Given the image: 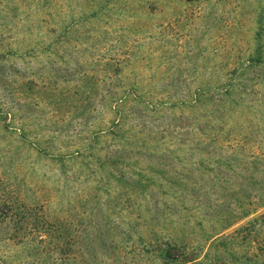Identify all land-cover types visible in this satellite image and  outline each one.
I'll return each mask as SVG.
<instances>
[{
  "label": "rangeland",
  "instance_id": "rangeland-1",
  "mask_svg": "<svg viewBox=\"0 0 264 264\" xmlns=\"http://www.w3.org/2000/svg\"><path fill=\"white\" fill-rule=\"evenodd\" d=\"M183 259L264 264V0H0V264Z\"/></svg>",
  "mask_w": 264,
  "mask_h": 264
},
{
  "label": "trees",
  "instance_id": "trees-1",
  "mask_svg": "<svg viewBox=\"0 0 264 264\" xmlns=\"http://www.w3.org/2000/svg\"><path fill=\"white\" fill-rule=\"evenodd\" d=\"M239 230H242V228H240ZM172 245V244H171ZM173 246H175V245H173ZM262 249V248H261ZM167 251H170V248L167 250ZM186 262V260L185 259H183V260H177L176 262H175V264H183V263H185Z\"/></svg>",
  "mask_w": 264,
  "mask_h": 264
}]
</instances>
